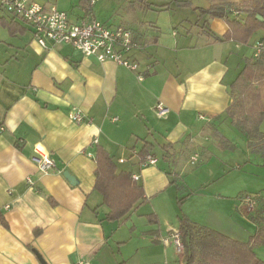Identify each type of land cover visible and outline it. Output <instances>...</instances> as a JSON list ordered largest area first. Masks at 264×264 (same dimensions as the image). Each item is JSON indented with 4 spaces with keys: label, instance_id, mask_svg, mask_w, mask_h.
I'll return each mask as SVG.
<instances>
[{
    "label": "crops",
    "instance_id": "1",
    "mask_svg": "<svg viewBox=\"0 0 264 264\" xmlns=\"http://www.w3.org/2000/svg\"><path fill=\"white\" fill-rule=\"evenodd\" d=\"M37 1L55 5L72 20L89 8L77 0ZM130 4L141 13L149 11ZM95 6L92 13L99 20ZM139 14H127L122 25L142 45L130 56L145 73L143 80L136 71L100 62L70 45L42 48L28 24L0 5V214L7 222L0 219V264H181L171 237L182 215H174V202L186 208L183 215L191 222L234 239L248 241L255 233L243 196L264 190V180L253 192L243 193L241 181L227 190L221 180L226 167L211 169L209 162L217 151L238 148V141L222 130L228 123L245 138L244 167L255 163L264 176L262 154L227 117L231 84L253 59L255 43L264 38L254 36L264 29L242 43L223 39L229 24L220 18L197 14L194 21L181 18L179 26H164ZM206 20L211 33L203 28ZM160 103L168 113L157 112ZM73 107L88 119L72 121ZM146 142L153 145L150 154L157 162L143 166L138 152ZM99 146L113 157L117 174L137 176L144 190V200L120 220L107 218L110 208L96 188ZM37 148L56 161L54 169L39 170ZM195 154L198 160L192 163ZM202 164L204 169H197ZM197 172L204 179L190 182ZM169 208L171 214H162ZM170 219L172 227L166 226Z\"/></svg>",
    "mask_w": 264,
    "mask_h": 264
},
{
    "label": "trees",
    "instance_id": "2",
    "mask_svg": "<svg viewBox=\"0 0 264 264\" xmlns=\"http://www.w3.org/2000/svg\"><path fill=\"white\" fill-rule=\"evenodd\" d=\"M162 9L193 7L192 0H161ZM210 6H194L200 17L220 18L229 24V30L223 39H234L247 43L252 34L264 29V0H240L245 4L242 10H234L229 2L233 0H207ZM239 1V0H235ZM90 0H80V6L86 7ZM144 10L154 9L148 0H129ZM174 5V6H173ZM240 13H245L241 16ZM263 17V21L257 19ZM15 18V17H14ZM203 28L211 33L207 20ZM217 40L222 37L212 33ZM264 38H262L263 40ZM233 101L227 109V117L243 131L249 139L251 148L262 154L264 159V132L260 126L264 120V53L258 59L248 61L237 79L231 84ZM168 146V145H167ZM153 150L146 142L138 155L141 163ZM96 188L102 193L104 202L109 206V220H120L133 206L144 200V190L130 172L117 174L113 157L101 146L97 150ZM253 204L247 216L257 228L248 241L234 239L216 229L191 222L185 215L180 216V228L183 242L181 264H264L255 247L264 244V190L249 194ZM183 200H180L182 203ZM155 216V215H151ZM0 219L7 222L3 215ZM156 223L158 221L156 220Z\"/></svg>",
    "mask_w": 264,
    "mask_h": 264
},
{
    "label": "built area",
    "instance_id": "3",
    "mask_svg": "<svg viewBox=\"0 0 264 264\" xmlns=\"http://www.w3.org/2000/svg\"><path fill=\"white\" fill-rule=\"evenodd\" d=\"M99 0H90L86 14L79 20H72L66 11L58 9L55 5L47 6L37 0H0V5L15 18L23 20L32 29L34 39L44 49L56 45H70L88 57L100 62L114 61L123 65L129 70L136 71L140 80L144 74L139 72L140 64L133 60L130 54L132 51L141 49L142 45L135 39L132 29L119 25L109 26L99 21L92 13V7ZM264 53V39L254 45V59H258ZM151 69V65L148 66ZM157 112L160 115L168 113L169 109L162 103L157 105ZM69 117L76 123L84 122L88 117L78 107H73ZM200 118L205 119L204 115ZM117 120V118H114ZM38 156L34 157L41 172H48L56 167V161L45 151L37 148ZM198 155L192 157L191 162L195 163ZM157 159L151 154L145 156L143 166L155 164ZM137 180V176H133ZM247 204L252 206L250 198L246 199ZM172 240L179 252L184 246L180 231L171 234ZM78 264H91L81 260Z\"/></svg>",
    "mask_w": 264,
    "mask_h": 264
},
{
    "label": "rangeland",
    "instance_id": "4",
    "mask_svg": "<svg viewBox=\"0 0 264 264\" xmlns=\"http://www.w3.org/2000/svg\"><path fill=\"white\" fill-rule=\"evenodd\" d=\"M77 1L80 2V0H77ZM148 2L155 6H153L154 8L153 11L149 10L146 13L145 12L141 13V11H138L134 6H131L129 0H99L95 4L96 6L94 7V9L97 13L99 20L104 21L109 26L122 25L124 22V17H126V15L130 13H135V14L140 13L139 16L141 17L147 15L148 20H150L149 18H156L159 20L160 24L164 26H172V22H174V26H179V23H178L179 21L176 19L180 20L181 18L182 19L186 18L192 21L196 20L197 13L194 11L193 7L204 4V3H201V1L199 0H192V2L194 3L193 7L177 9V6H174L173 10H171L172 12L168 13V12L160 11L162 10V8H164L162 7L164 6L163 5L164 3L161 0H148ZM229 3L231 4L232 9L236 11L242 10L241 7L245 5L240 0L239 1L233 0L232 2H229ZM263 33L264 32L262 31L257 32L256 35L254 36V39H259L261 36L264 35ZM263 126H264V123H263ZM222 130L228 132L234 140L238 141L239 143L238 148L237 149L228 148L221 152L219 151L215 152L213 160L209 162V167H211V169H215L216 167H219L220 169L222 167H226L228 173L221 180L225 181V183L227 184V190H231V188L235 187V185L233 186L235 181H237L238 183L239 181H241L243 183L244 185L242 188L243 193H246V192L248 193V192L259 190L256 186L259 182L264 180V176L260 174L262 171V168L261 166H258L255 163H253L252 166H248L246 168L244 167L245 166L244 163L246 161V159H244L245 153H244V147H243V144H245L244 136H242L239 130H237L235 127L231 126L228 123L222 126ZM155 152L157 155L161 156V150L159 147H156ZM239 163L243 167H240V169H237V165ZM204 167H205V164H202L197 169L200 168L203 170ZM197 169H195L194 171H196ZM194 171H191V172H194ZM203 176L204 174L201 175V173L197 172V174L191 176L189 180L190 182H193V183L195 181L199 182L197 181V178L198 180L199 178L200 180H202L204 179ZM215 185H218V182ZM254 188H257V189H254ZM177 194H179L178 191H177ZM180 196L183 197V195H180ZM243 198H244V203H247L246 199L250 198V196L245 195L243 196ZM164 201L168 203V200H164ZM152 205H154V202H152ZM148 206H151V205L148 204ZM191 210L194 211V209H191ZM185 211H186V208L184 206L181 207L180 205H178V202H174V215L175 214L180 215V213L183 214L185 213ZM161 212L162 214H171V209L170 208L164 209V210H161ZM162 216L163 218H167L169 215H162ZM173 218L174 217H172V220ZM177 221L178 219L175 216L174 226H177ZM168 222H169V225H166V224L165 225L172 227L173 225L171 223V219ZM174 249H177L176 246L174 247ZM255 250H256L257 255L264 260V244L257 246Z\"/></svg>",
    "mask_w": 264,
    "mask_h": 264
},
{
    "label": "water",
    "instance_id": "5",
    "mask_svg": "<svg viewBox=\"0 0 264 264\" xmlns=\"http://www.w3.org/2000/svg\"><path fill=\"white\" fill-rule=\"evenodd\" d=\"M257 19L263 21V17L260 15H257ZM64 176L66 177V179H68L70 183L75 184V177L72 176L69 172L64 173ZM42 263L44 262L42 261Z\"/></svg>",
    "mask_w": 264,
    "mask_h": 264
}]
</instances>
